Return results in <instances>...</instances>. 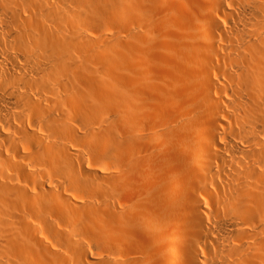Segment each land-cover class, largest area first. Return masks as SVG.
<instances>
[{
  "label": "bare ground",
  "instance_id": "6f19581e",
  "mask_svg": "<svg viewBox=\"0 0 264 264\" xmlns=\"http://www.w3.org/2000/svg\"><path fill=\"white\" fill-rule=\"evenodd\" d=\"M132 1L0 0V264H264V0Z\"/></svg>",
  "mask_w": 264,
  "mask_h": 264
},
{
  "label": "rangeland",
  "instance_id": "374dc122",
  "mask_svg": "<svg viewBox=\"0 0 264 264\" xmlns=\"http://www.w3.org/2000/svg\"><path fill=\"white\" fill-rule=\"evenodd\" d=\"M169 1L171 4H173L172 5L173 6L172 12L179 14L180 17H184V16L188 17L189 15H191L189 13V9H191V4L189 5V7H187V5L189 4V2L191 0H183V1L180 0L183 3H181L178 0L177 1L180 3L175 2V0H169ZM137 4H141V3L136 2V0H133L132 5H129L130 9L131 8L134 9L135 5H137ZM142 8H143V11H146V9L144 8V5L142 6ZM135 19L132 21H129L130 23L127 21L129 24L133 25V27H132L133 29H136L137 26L140 27V25L142 24L140 22L142 20H139V22L141 23V24H139L138 20L136 22ZM119 20L120 21H118V22L125 23L124 20L123 21H122V19H119ZM131 22H133V23H131ZM128 23L126 24L127 26H128ZM133 41L135 42L137 40H132V43H133ZM156 49H158V48H156ZM107 54L103 55V57L106 60L107 64L112 66L115 74L126 75V73H127L126 63H130L132 61L133 63H139V71H140L141 75H169V71L167 69L166 63L163 61L162 58H160L159 51H157V50H153V53L148 56L147 60H145L144 63L132 55L125 54V52L122 53V51L119 50V48H117V47L112 49L110 51V53L108 54V56H107ZM182 71H180V73H178L176 75H185V76L191 75L187 70H185L186 72L183 71V73H181ZM111 75H114V74H111Z\"/></svg>",
  "mask_w": 264,
  "mask_h": 264
}]
</instances>
